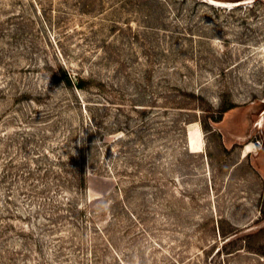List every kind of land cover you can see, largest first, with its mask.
I'll list each match as a JSON object with an SVG mask.
<instances>
[{"label": "rangeland", "instance_id": "374dc122", "mask_svg": "<svg viewBox=\"0 0 264 264\" xmlns=\"http://www.w3.org/2000/svg\"><path fill=\"white\" fill-rule=\"evenodd\" d=\"M263 117L264 0H0V264H264Z\"/></svg>", "mask_w": 264, "mask_h": 264}, {"label": "water", "instance_id": "95a60500", "mask_svg": "<svg viewBox=\"0 0 264 264\" xmlns=\"http://www.w3.org/2000/svg\"><path fill=\"white\" fill-rule=\"evenodd\" d=\"M204 2L213 5L214 7H221V8H235L239 5H249L253 2H255L256 0H238V1H222V0H203ZM220 2H222L223 4H219ZM218 3V4H215ZM261 120V119H260ZM263 121H264V117L262 118L261 121H259L258 125H260V127H263Z\"/></svg>", "mask_w": 264, "mask_h": 264}, {"label": "bare ground", "instance_id": "6f19581e", "mask_svg": "<svg viewBox=\"0 0 264 264\" xmlns=\"http://www.w3.org/2000/svg\"><path fill=\"white\" fill-rule=\"evenodd\" d=\"M218 4V3H215ZM219 4H223L222 2H220ZM218 4V5H219ZM189 138H190V148L192 151H200L201 150V146H202V142L200 140V134L198 131L190 129L189 130Z\"/></svg>", "mask_w": 264, "mask_h": 264}, {"label": "trees", "instance_id": "16d2710c", "mask_svg": "<svg viewBox=\"0 0 264 264\" xmlns=\"http://www.w3.org/2000/svg\"><path fill=\"white\" fill-rule=\"evenodd\" d=\"M222 1H238V0H222ZM66 77L69 86H74L79 89H84L85 87V79L80 76H72L68 72H66ZM82 171V169H81Z\"/></svg>", "mask_w": 264, "mask_h": 264}]
</instances>
